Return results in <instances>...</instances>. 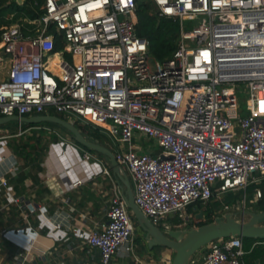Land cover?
Returning <instances> with one entry per match:
<instances>
[{
  "label": "built area",
  "instance_id": "obj_1",
  "mask_svg": "<svg viewBox=\"0 0 264 264\" xmlns=\"http://www.w3.org/2000/svg\"><path fill=\"white\" fill-rule=\"evenodd\" d=\"M151 1L159 16L178 20L176 48L163 60L152 61L148 39L136 32V0H43L38 15L8 24L0 33L9 59L0 116L52 109L107 133L134 202L157 225L167 212L264 178V0ZM54 31L63 38L57 72L49 64ZM142 140L158 150L151 143L142 151ZM254 195L261 196L258 186ZM106 215L83 231L99 252L96 264H113L121 247L133 248V216L117 183ZM244 252L241 236L218 237L199 264H246Z\"/></svg>",
  "mask_w": 264,
  "mask_h": 264
},
{
  "label": "crops",
  "instance_id": "obj_2",
  "mask_svg": "<svg viewBox=\"0 0 264 264\" xmlns=\"http://www.w3.org/2000/svg\"><path fill=\"white\" fill-rule=\"evenodd\" d=\"M42 2L38 3L39 8ZM33 3L37 4V0ZM62 50L63 47L54 52L59 54ZM8 67L9 59L0 51V74L3 72L0 81L4 79ZM40 114L59 115L75 125V122L81 123L52 109ZM47 122L51 121L33 124L13 119L0 127L11 130L0 133V174L7 181L6 185H0V264H96L99 252L85 240L83 231L99 227L107 219L114 183L122 188L124 195L126 185L113 171L106 154L77 142L65 127L56 128ZM24 123L32 125L22 128ZM81 124L89 125L84 131L80 130L86 139L101 143L114 153L115 144L107 133L90 123ZM94 128L98 131L95 132ZM40 133V143L46 146L44 154H41L39 147L28 146L24 151H19L12 145V142L16 144L20 139L26 142ZM101 134L108 138L110 146L100 141L97 135ZM29 141L34 140L30 138ZM142 141L141 150L148 151L151 143ZM152 147L158 150L154 145ZM102 167H106L109 173H103ZM126 174L134 193L131 176L127 171ZM76 179L81 180L73 184ZM249 199L254 202L258 198L253 193ZM209 202H213V199L191 203L186 207L185 218L191 222V226L213 218L211 212L205 211ZM176 224L183 226L186 223L182 220ZM139 233L141 241L137 242L134 234L132 250L121 247L113 257V264H134V257L138 258L140 264H170L172 258L165 251L166 247L157 245L149 249ZM255 243L264 245V240H256ZM205 250L206 245L199 248L191 257V263L199 264ZM244 250L245 255L250 253V249ZM249 261L261 264L264 253L255 258L249 257Z\"/></svg>",
  "mask_w": 264,
  "mask_h": 264
},
{
  "label": "water",
  "instance_id": "obj_3",
  "mask_svg": "<svg viewBox=\"0 0 264 264\" xmlns=\"http://www.w3.org/2000/svg\"><path fill=\"white\" fill-rule=\"evenodd\" d=\"M16 119L24 122L51 121L69 130L74 139L109 157L113 171L126 185L125 203L136 219V227L141 232L147 247L163 245L174 251L170 264H188L193 254L209 241L230 235L241 237L264 238V209L243 211L241 218L237 219L233 213L226 212L224 215L215 217L212 221L200 225L183 227L171 225L168 229H161L146 216L139 206L134 202V194L126 171L120 166L114 157L111 149L105 145L86 139L80 129L71 121L55 114H34V115H5L0 116V124ZM249 216L246 217L245 214ZM201 214V213H199Z\"/></svg>",
  "mask_w": 264,
  "mask_h": 264
},
{
  "label": "trees",
  "instance_id": "obj_4",
  "mask_svg": "<svg viewBox=\"0 0 264 264\" xmlns=\"http://www.w3.org/2000/svg\"><path fill=\"white\" fill-rule=\"evenodd\" d=\"M33 1L34 0H0V33L2 29L5 28L9 23L16 21L20 17H24V16L34 17L38 15L40 13V8L38 7V3H40L42 0H37V4H34ZM10 13H13V16L11 18H9L7 15ZM136 16H137L136 32L140 36H143L148 39L149 50L152 53V55L161 60L169 57L176 48V38L178 34V20L169 17L159 16L155 12L154 3L151 0H136ZM54 34L58 35L59 37V34L57 32L54 31ZM47 123L50 124L51 126L52 125L55 126L56 128H63L60 124L57 123H52V122H47ZM75 123L78 129H80L81 131H84V129H86L87 127V124H81L77 122ZM5 125L6 123L0 124V127ZM26 125H32V124L24 123L21 126L23 128ZM94 131L97 132L98 129L94 128ZM41 136L42 134L40 133L39 135L30 137L33 138L34 140L32 142L29 141L30 138H28L26 142L20 139L16 144H13L12 142V145H15V150H19V151H24L25 148L28 146L33 148L39 147L42 149L41 154H44V149L46 146L40 143ZM55 137L56 136L54 135V138ZM13 141L16 140L13 139ZM96 153L101 154L99 152ZM262 181H264V178L261 180V183L258 184L259 188L261 189V196L258 198V203L264 205V182ZM199 202L201 201H197L196 203ZM192 204L188 206H191ZM218 204L219 203L217 202L215 203L214 201L215 206H217ZM212 220L213 218H208L206 220L199 221L197 225ZM256 240H264V238L242 237L243 247L247 250L250 249L249 254L243 255V260L245 261L246 264H252L249 261V257L255 258L257 256H260L262 253H264V245H261L259 243L253 244V242ZM159 246L165 247L163 245H159ZM260 263L264 264V262H260Z\"/></svg>",
  "mask_w": 264,
  "mask_h": 264
},
{
  "label": "rangeland",
  "instance_id": "obj_5",
  "mask_svg": "<svg viewBox=\"0 0 264 264\" xmlns=\"http://www.w3.org/2000/svg\"><path fill=\"white\" fill-rule=\"evenodd\" d=\"M7 15H9V14H7ZM192 22L193 21L187 20V18H184V23H185L186 26L189 25V24H192ZM62 43H63V38H61L60 35H59V37H58V35H55V44H54L55 47H54V49L60 50L62 48V46H61ZM54 49L52 51H54ZM65 56H67L68 58H70V57L73 58V56L71 54L69 55L68 53H66ZM151 56L153 58L152 59V61H153L154 60V56L153 55H151ZM2 75H3V72L0 74V77H2ZM236 94H237L238 104H239L240 108L242 110H244L245 112H247V110H246L247 94L245 93V88H244L243 84L239 83ZM87 128H88V125H87L86 129ZM10 131L11 130L7 131L5 129L4 130L0 129V133L1 134L2 133H7V132H10ZM97 136L100 137L99 138L100 141L103 142L104 144L109 145V146L111 145L110 141L108 140V138L105 135L101 134V135H97ZM146 142L147 143L148 142L153 143L152 141H146ZM153 144H154L155 148H159L156 143H153ZM261 180L257 181V182L250 183L245 190H243V189L234 190V191L233 190H229V191H227V192L222 194L221 199H218L217 196L215 194H213L211 196V198L213 199V202H209V205H208V207L206 206L205 211H208V212H211V213L213 212L216 215V216H214V219H215V217H217L219 215H224L227 211L225 212L226 209L222 208L221 205H222V203L225 202V203L229 204V209H227V210H230L231 213H233L234 217L239 219V218H241V214H242L243 211H247V210L256 211V210L264 209V205L258 203V199H257V201H254V202H251L250 199H249L250 196L254 193V189H253L254 186L258 185L259 183H261ZM262 182H264V181H262ZM214 201H215V203L217 202L219 204L217 206H215L214 205ZM185 215H186V211L167 212L166 214H164L162 216L161 221L158 222L157 225L161 229L164 230L166 223H168L170 225H174L178 221L184 220V222L186 224L183 225V226L186 227V228L190 227L192 224H191V222L188 221V219L185 218ZM245 216L248 217L249 215L246 213ZM207 217H209V214H208ZM132 219H133L134 231H135V232H133V237H134V234H135L137 242L138 241L140 242L141 241V238L139 236L140 233H139L138 228L136 227L137 221H136V219L134 217ZM165 249H166L165 251H167V253L169 254L170 258H172L173 254H174V251L171 248H168V247H166ZM188 264H193V263L189 262Z\"/></svg>",
  "mask_w": 264,
  "mask_h": 264
},
{
  "label": "bare ground",
  "instance_id": "obj_6",
  "mask_svg": "<svg viewBox=\"0 0 264 264\" xmlns=\"http://www.w3.org/2000/svg\"><path fill=\"white\" fill-rule=\"evenodd\" d=\"M59 57V54H53L50 58V67L54 70V71H59V68L56 66V60ZM232 77H247L249 75V73H240V72H234L231 74Z\"/></svg>",
  "mask_w": 264,
  "mask_h": 264
}]
</instances>
